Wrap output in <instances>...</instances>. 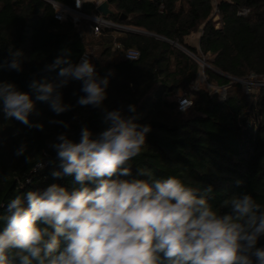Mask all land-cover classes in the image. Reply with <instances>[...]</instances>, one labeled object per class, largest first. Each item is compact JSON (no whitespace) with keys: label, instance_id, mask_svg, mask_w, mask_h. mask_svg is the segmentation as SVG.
<instances>
[{"label":"trees","instance_id":"16d2710c","mask_svg":"<svg viewBox=\"0 0 264 264\" xmlns=\"http://www.w3.org/2000/svg\"><path fill=\"white\" fill-rule=\"evenodd\" d=\"M57 1L75 5V0ZM107 2L111 13L105 18L130 29L102 28L95 34L93 21L58 20L46 0H0V61L8 57L9 48L23 53V70L0 68V82L14 83L22 91H30L33 79L56 83L58 69L50 71L47 65L65 50L72 63L89 52L101 76L111 73L104 107L126 109L135 104L138 123L151 127L147 145L133 161L134 172L136 166H147L156 178L174 175L198 189L211 185L210 202L217 207L231 195L243 193L264 203V85L246 94L240 83L226 77L264 76V0ZM97 6L93 0L84 3L82 11L99 16ZM244 8L249 12L239 15ZM216 15L219 27L213 20ZM200 31L199 48L188 45L187 39ZM161 37L194 56L206 57L211 65L204 71L207 83L229 86L227 95L222 98L206 87L195 88L198 62ZM129 49L139 51V58L127 59ZM80 88L81 82L71 81L60 89L64 102L72 106L60 115L35 101L36 114L30 119L42 123V130L6 121L0 113V202L6 204L17 194L51 183L71 181V177L54 180L51 176L57 160L50 144L62 132L79 141L82 126L94 134L107 126L100 109L77 104L83 95ZM181 97L189 98L192 106L180 110ZM21 144L27 146L25 155L16 156Z\"/></svg>","mask_w":264,"mask_h":264},{"label":"clouds","instance_id":"9594fccd","mask_svg":"<svg viewBox=\"0 0 264 264\" xmlns=\"http://www.w3.org/2000/svg\"><path fill=\"white\" fill-rule=\"evenodd\" d=\"M22 56L9 48L0 68L21 72ZM46 68L58 69V82L33 79L30 91L0 82L6 121L42 130L30 119L35 101L56 115L70 111L60 89L79 81L77 104L100 109L107 126L97 134L82 126L79 141L62 132L50 144L57 160L50 174L71 177L67 185L51 183L0 202V264H264V203L243 193L217 207L211 185L198 189L174 175L156 178L147 166L134 172L151 127L138 123L135 104L104 107L111 73L101 76L87 56L72 63L66 50ZM26 150L21 144L15 155Z\"/></svg>","mask_w":264,"mask_h":264},{"label":"built area","instance_id":"2783aa9c","mask_svg":"<svg viewBox=\"0 0 264 264\" xmlns=\"http://www.w3.org/2000/svg\"><path fill=\"white\" fill-rule=\"evenodd\" d=\"M46 1H48L53 6V8L55 9V17L58 20H60V21L68 20V19L71 20L74 23H78L82 19L93 21L94 24H95V26H94L95 34H99L102 28H111V27H113V28L125 29V30L130 29V28H128L126 26H123L121 24H117V23L112 22L111 20L105 18V16H103V15L91 16V15H88V14L84 13L82 11V7H83L84 3L81 4L78 7L76 0H75L74 7L65 5V4H63V3H61V2H59L57 0H46ZM248 12H249V9L248 8H244V9L240 10L238 12V14L242 15V16H245ZM116 46L119 48V47H121V44L120 43H116ZM191 55H193V54H191ZM83 56H87L91 60V62L93 63L92 55L89 52H84L80 56L78 62L80 61V59ZM139 56H140V53L136 49H129L125 53V57L127 59H131V60L138 59ZM203 66H207V64L204 62ZM251 77H255V76H251ZM232 80H237L239 82H243L245 79H237V78H233L232 77ZM249 84L250 85H255V83H252V82L249 83ZM258 84H259V86L264 85V76L260 77V81H259ZM178 105H179V109L180 110H186V109H188V108H190L192 106V101L189 98H187V97H181V98L178 99ZM45 164H46V162L41 163V164H39V167H42Z\"/></svg>","mask_w":264,"mask_h":264},{"label":"rangeland","instance_id":"374dc122","mask_svg":"<svg viewBox=\"0 0 264 264\" xmlns=\"http://www.w3.org/2000/svg\"><path fill=\"white\" fill-rule=\"evenodd\" d=\"M213 20L216 22V26L219 27L220 23L218 22L219 20V16H214ZM201 36V31L198 33H195L193 35H191L188 39H187V43L190 46H194L199 48V38ZM175 46H177L178 48L184 50L185 52H187L188 54H192L187 48L174 43ZM189 51V52H188ZM193 58L196 59V61L198 62L199 66H200V72L198 74V78L197 81L194 83V87L195 88H200V87H206L208 88L211 92H217L222 98L225 97L227 95L228 92V88L229 86H218L215 84H209L206 81V76L204 74L205 69L207 68L206 66H203V63L205 62L207 65L211 66L208 62L206 57H203L202 55H198V56H194L191 55ZM212 58V57H209ZM204 61V62H203ZM259 81H260V77H248L247 79H245L243 82H239L237 80H232V83H240L241 84V91L246 93V94H251V93H256L259 89ZM255 83V85H250L249 83Z\"/></svg>","mask_w":264,"mask_h":264},{"label":"water","instance_id":"95a60500","mask_svg":"<svg viewBox=\"0 0 264 264\" xmlns=\"http://www.w3.org/2000/svg\"><path fill=\"white\" fill-rule=\"evenodd\" d=\"M97 10H98L99 13H100L101 15H103V16H107L108 14L111 13V10H110V8H109V4H108L107 0H105V1L101 2L100 4H98V6H97ZM141 32H143V33H145V34H148V35L155 36V34H152V33H149V32H145V31H141ZM161 38H162V37H161ZM162 39L167 40V39H165V38H162ZM167 41H169V40H167ZM169 42H171V41H169ZM171 43L174 44V42H171ZM218 73H219V72H218ZM220 74H221V73H220ZM221 75L226 76V75H224V74H221ZM226 77L232 79V77H230V76H226Z\"/></svg>","mask_w":264,"mask_h":264},{"label":"crops","instance_id":"0c3cea01","mask_svg":"<svg viewBox=\"0 0 264 264\" xmlns=\"http://www.w3.org/2000/svg\"><path fill=\"white\" fill-rule=\"evenodd\" d=\"M97 2V4H100L101 2L105 1V0H95Z\"/></svg>","mask_w":264,"mask_h":264}]
</instances>
